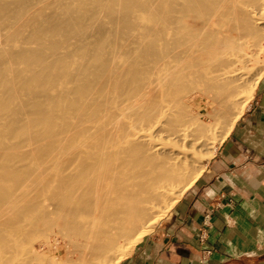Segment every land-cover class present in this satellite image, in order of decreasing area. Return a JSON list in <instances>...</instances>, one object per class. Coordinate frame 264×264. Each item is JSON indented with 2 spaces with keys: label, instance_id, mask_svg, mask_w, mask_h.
Masks as SVG:
<instances>
[{
  "label": "bare ground",
  "instance_id": "1",
  "mask_svg": "<svg viewBox=\"0 0 264 264\" xmlns=\"http://www.w3.org/2000/svg\"><path fill=\"white\" fill-rule=\"evenodd\" d=\"M263 44L264 0H0V264H46L27 246L56 218L81 251L48 264L118 261L227 137Z\"/></svg>",
  "mask_w": 264,
  "mask_h": 264
},
{
  "label": "crops",
  "instance_id": "2",
  "mask_svg": "<svg viewBox=\"0 0 264 264\" xmlns=\"http://www.w3.org/2000/svg\"><path fill=\"white\" fill-rule=\"evenodd\" d=\"M122 264H264V74L194 186Z\"/></svg>",
  "mask_w": 264,
  "mask_h": 264
},
{
  "label": "rangeland",
  "instance_id": "3",
  "mask_svg": "<svg viewBox=\"0 0 264 264\" xmlns=\"http://www.w3.org/2000/svg\"><path fill=\"white\" fill-rule=\"evenodd\" d=\"M123 43L125 44L126 42L125 41H123ZM128 43V42H127ZM263 46H264V44H263ZM264 48V47H263ZM264 49H263V52L258 56V60H261V61H258L257 63H255V64H253V66L251 67V68H253L254 66H255V69L254 70H252V72H251V70L249 71V72H251L250 74H248L249 76L251 75V77L253 78L252 80H254V81H256V82H258V80L260 79V77L264 74V70L262 69V67L264 68ZM263 59V60H262ZM260 66V67H259ZM258 69V70H257ZM260 69V70H259ZM260 72L261 71V73H262V75L258 78L257 77V72ZM249 72H247V73H249ZM255 73V74H254ZM247 75V76H248ZM248 76V79L250 78ZM250 80V79H249ZM254 81H252V82H254ZM257 84V83H256ZM256 86V85H255ZM200 88V87H199ZM199 88H195V91H196V89H198V91H200V89ZM255 88V87H254ZM202 89V88H201ZM193 91H194V89H193ZM192 91V93L194 94V97H193V100H194V104L191 106V109H190V115H191V117H193L194 116V118H195V116L196 115H194V113H196L198 116H197V118L196 119H201V120H203V121H208V119H207V115L208 114H210L211 113V111H212V107L210 108V107H206V106H203L204 105V102H205V99H204V97L202 98V97H200V94L199 93H197V92H193ZM201 93V92H200ZM193 96V95H192ZM198 96V97H197ZM243 97V96H242ZM241 97V98H242ZM245 98H242V104L243 105H241L242 106V113L244 112V110H245V107H246V105H247V103L249 102V100H250V98L249 99H246V100H244ZM199 100V101H198ZM198 106V107H197ZM197 107V108H196ZM195 109V110H194ZM210 110V111H209ZM194 112V113H193ZM204 112V113H203ZM206 112V113H205ZM206 116V117H205ZM241 116V115H240ZM238 120V119H237ZM237 122V121H236ZM220 146V145H219ZM219 146H217L216 148L218 149L219 148ZM217 149H215V151H214V154L213 155H215V153H216V151H217ZM212 155V157L211 158H209L208 160L206 159V157L204 158V157H202V158H204V159H202L201 160V162H200V165L201 166H203L202 168V171H201V173H200V175L202 174V172L204 171V169L206 168V166H207V164L213 159V156ZM203 163V164H202ZM31 166H32V164H31ZM195 168V167H194ZM191 172V171H190ZM200 175L197 177V179L189 186V187H187V189L186 190H184L183 191V193L181 194V196L179 197V198H177L176 199V201L174 202V203H171V205L167 208V210H165V213H164V215H162L161 217H159V218H157L156 219V221L151 225L152 227L149 229V231H147L143 236H142V238L140 239V240H138V241H136V242H133L132 240H134L135 239V237L130 241V243L127 245V247H125L124 249H123V252H125V254L118 260V261H116V262H114V263H112V264H122L134 251H135V249L142 243V241L145 239V238H147V237H149L150 235H152L153 234V232H154V230H155V228L158 226V224L160 223V221L174 208V206L176 205V203L184 196V194H186L188 191H190V189L194 186V184L196 183V181L199 179V177H200ZM37 196H36V193H32L31 194V198H33V200H35V199H37L36 198ZM38 199H39V197H38ZM41 199V198H40ZM40 199H39V201H40ZM43 199H41V201H40V204H41V202H43L42 201ZM46 200H48V199H46ZM45 201V200H44ZM51 201H49L48 203L49 204H51L50 203ZM53 203V202H52ZM43 204V203H42ZM45 204H46V206L48 205L47 204V202H44V207H45ZM42 205V206H43ZM50 205H48V207H49ZM160 209H157V214L159 213L158 211H159ZM77 221L79 220V219H76ZM44 222V221H43ZM47 222H48V220H47ZM46 222V223H47ZM54 223V224H53ZM45 226L43 225V223H41V224H39L38 225V230H40V231H37L35 234H34V236L32 237L33 239L32 240H30L29 242H28V246H27V248H31V250L33 251L32 253H33V256H35L36 257V255H38V254H40L41 253V256L40 257H43V256H45L46 258H47V255L49 256V258H48V262L50 263V259H54V260H56V258H58L57 260H56V262H60L61 261V259L64 261V258H65V256L66 255H68L69 257H71V260H74V259H76L77 260V256L78 255H76V253L77 254H79V252L81 251L80 249H78V250H80V251H78L77 250V247L75 246V247H73V248H75L74 250L76 251L77 250V252H72V253H68L69 251H71V249H72V247H70V245H71V243H67V240L68 239H65V236H64V238H62L63 236V234L65 235V231L66 230H64V228H63V225H62V221L61 220H59V219H55L54 221H52V225H50V227L47 229V232L45 231L46 229H43ZM50 228H51V230H50ZM63 228V229H62ZM44 231H43V230ZM48 230H50V231H48ZM61 230V231H60ZM62 230H64V231H62ZM58 231V232H57ZM39 232V233H38ZM49 232V233H48ZM59 232H60V234H61V236L59 237ZM67 232V231H66ZM51 233H53V234H51ZM63 233V234H62ZM68 234V233H67ZM37 236H40V237H37ZM68 236V235H67ZM34 237H36V240L37 239H43L44 240V242L42 241H40V239H39V241L37 242H35L34 240H35V238ZM48 238V239H47ZM31 241H33V243H30ZM68 242H71L70 240L68 241ZM133 242V243H132ZM46 243H47V245H46ZM132 243V244H131ZM74 244V243H73ZM75 245V244H74ZM60 246V247H59ZM73 246V245H72ZM55 247V248H54ZM33 248V249H32ZM47 248V250H45ZM66 249V250H65ZM44 251V253H45V251H46V253L45 254H47V251H48V253L51 251V253H49V254H47V255H42L43 253H42V251ZM65 250V251H64ZM73 250V249H72ZM40 251V252H39ZM66 251H67V253H66ZM38 253V254H37ZM65 253H66V255H65ZM35 254V255H34ZM54 256H53V255ZM64 254V256H62ZM71 254V255H70ZM62 256V257H61ZM64 257V258H63ZM46 258H44L45 260H46ZM60 258V259H59ZM66 258L68 259V257L66 256ZM74 258V259H73ZM36 259V258H35ZM40 259H43V258H40ZM40 259L38 260V262L39 263H35V264H45V262H44V260H43V262L41 263L40 262ZM63 261H61V262H63ZM48 262L46 263V264H48ZM77 263V261H75L74 260V263ZM63 264V263H62ZM64 264H65V262H64Z\"/></svg>",
  "mask_w": 264,
  "mask_h": 264
}]
</instances>
